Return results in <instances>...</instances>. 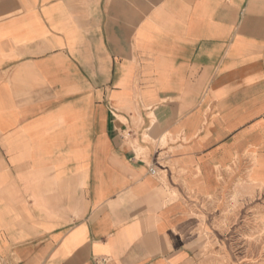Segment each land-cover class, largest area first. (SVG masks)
<instances>
[{
  "label": "crops",
  "instance_id": "crops-1",
  "mask_svg": "<svg viewBox=\"0 0 264 264\" xmlns=\"http://www.w3.org/2000/svg\"><path fill=\"white\" fill-rule=\"evenodd\" d=\"M244 181L264 218V0H0V264H260Z\"/></svg>",
  "mask_w": 264,
  "mask_h": 264
},
{
  "label": "rangeland",
  "instance_id": "rangeland-1",
  "mask_svg": "<svg viewBox=\"0 0 264 264\" xmlns=\"http://www.w3.org/2000/svg\"><path fill=\"white\" fill-rule=\"evenodd\" d=\"M243 204L239 203V196L236 194L230 197L229 205L227 209V214H244V221L243 223V238L239 243V246L243 245L240 248V251H244L243 253V261L245 263H252V262H259L260 264H264V253L260 255V258L253 252L259 248L261 252H264V218L259 216L260 211L258 209H254L249 202L246 201V197L248 191V183L244 181L243 183ZM231 201V202H230ZM254 215L256 217L252 218L251 216ZM228 230L232 229L230 223L227 225ZM235 228V227H234Z\"/></svg>",
  "mask_w": 264,
  "mask_h": 264
},
{
  "label": "built area",
  "instance_id": "built-area-1",
  "mask_svg": "<svg viewBox=\"0 0 264 264\" xmlns=\"http://www.w3.org/2000/svg\"><path fill=\"white\" fill-rule=\"evenodd\" d=\"M126 136H130L132 134L131 131H125ZM158 171L155 167H150V174L151 175H157ZM95 264H109L110 263V258L108 256H101L95 259Z\"/></svg>",
  "mask_w": 264,
  "mask_h": 264
}]
</instances>
